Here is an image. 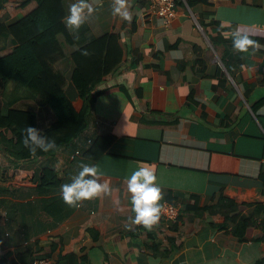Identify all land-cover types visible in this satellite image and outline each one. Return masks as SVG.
<instances>
[{
	"label": "crops",
	"instance_id": "obj_1",
	"mask_svg": "<svg viewBox=\"0 0 264 264\" xmlns=\"http://www.w3.org/2000/svg\"><path fill=\"white\" fill-rule=\"evenodd\" d=\"M208 1L191 7L187 0H178L177 16L164 26L158 16L149 14L150 0H128L131 21L112 14L114 0H88L94 11L86 21L93 33H120L125 65L131 61V50L143 59L106 77L86 129L55 156L17 160L2 154L0 256L13 258L18 246L38 242L44 253L54 257L59 252L75 253L86 256L89 264H259L264 241H252V235L261 233L259 227L241 239L216 227L224 221V212L200 216L186 207L211 204L222 191L239 203L264 204V101L256 112L252 109L264 98V84L248 97L241 89V82L264 75V66L259 72L264 62V0ZM72 2L65 0L66 12ZM38 5L39 0H0V21L19 22ZM201 19L235 25V30L252 34L259 43L257 51L245 52V63L235 77L227 73L228 81L216 88L214 73L218 65L223 66V46L214 47L210 37L218 29L203 27ZM64 26L68 33L75 30ZM161 42L162 48L158 47ZM178 51L182 58L174 55ZM199 54L205 62L203 69L195 64ZM191 93L195 101L189 103ZM202 104L226 124L219 125L218 118L214 124L203 121ZM74 106L81 110L84 101L77 99ZM143 117L156 122L143 121ZM99 135H112L113 140L91 161L84 153ZM76 150L80 154L72 159ZM83 164L96 166L102 173L96 178L107 182L110 191L68 204L61 185L70 183ZM45 165L58 170L62 183L38 191ZM142 165L156 175L154 183L163 193L160 205L180 206L176 220L166 219L160 211L151 227L156 234L129 219L135 213L128 178ZM168 237L179 247L162 259L148 246L154 239L168 245Z\"/></svg>",
	"mask_w": 264,
	"mask_h": 264
},
{
	"label": "trees",
	"instance_id": "obj_2",
	"mask_svg": "<svg viewBox=\"0 0 264 264\" xmlns=\"http://www.w3.org/2000/svg\"><path fill=\"white\" fill-rule=\"evenodd\" d=\"M187 2L191 7L198 3H210L208 0ZM65 15V0H39V5L19 22L8 24L0 21V52H4L0 54V171L2 154L17 160L52 157L63 146L70 144L86 129L88 116L97 97L103 92L99 89L100 85L107 76L118 73L125 65L126 52L120 42V33L96 36L87 21L79 29L68 33L63 22ZM200 23L205 28H217V34L211 35L210 39L215 48L223 46V66L218 65L214 73L218 76V82L213 84L216 88L228 81L227 73L235 77L245 63V52L233 48L232 34L225 35L226 32L235 31V25H224L215 19L210 22L201 19ZM249 35L256 41L252 34ZM11 44L13 46L7 52ZM128 53L131 61L125 65L126 68L134 67L143 59L137 50ZM197 56L195 64L203 69L205 62L200 54ZM186 65L182 64L180 68L184 69ZM263 66L264 62H261L260 73ZM193 68L199 70L196 66ZM263 84L264 75L252 82L243 81L242 93L248 97L253 89ZM120 88L129 96L124 85H120ZM77 99L84 101L81 110L74 106ZM188 101H195L193 93ZM263 101L264 98L255 102L252 109L256 112ZM200 107V117L206 123L214 124L218 118L219 125L226 124V120L217 116V113H208L203 104ZM142 120L156 122L144 117ZM28 125L54 138L56 147L47 152L38 149L35 154L31 153L23 143V130ZM112 140V135H99L84 155L91 161L98 159ZM262 178L264 180V173ZM61 183L58 170L45 165L39 174L37 190L55 189ZM261 193L264 195V185ZM186 207L200 216L206 212H224V221L216 227L226 229L241 239L243 235H252L253 230L259 227L261 233L252 235V241H264V204L260 201L239 203L222 191L211 204H188ZM150 231L156 234L152 228ZM37 243L18 246L13 258L7 254L1 255L0 264H33L35 253L41 250ZM148 247L155 255L166 259L179 246L173 237H168V245H162L154 239ZM46 255L54 258L55 264H89L86 256L80 258L75 253L59 252L56 257L51 253ZM258 263L264 264V257Z\"/></svg>",
	"mask_w": 264,
	"mask_h": 264
},
{
	"label": "clouds",
	"instance_id": "obj_3",
	"mask_svg": "<svg viewBox=\"0 0 264 264\" xmlns=\"http://www.w3.org/2000/svg\"><path fill=\"white\" fill-rule=\"evenodd\" d=\"M93 11L94 8L88 0H73L63 18L64 23L70 30L79 29ZM111 11L113 15H119L128 21L132 19L128 0H114ZM232 46L240 52L249 50L255 52L259 48V43L252 39L247 32L237 29L232 33ZM158 47H163L162 42ZM174 55L177 58H182V52L178 51ZM23 131L25 133L23 143L33 154L38 149L47 152L56 147L55 139L43 135L42 130L35 126L28 125ZM101 174L96 166L83 164L70 183L61 185L64 201L68 204H75L81 199L110 191L107 182H99L96 178ZM156 179L153 169L143 165L134 169L128 178V191L131 193L130 199L135 213L129 219L133 224H143L145 227L151 228L158 221L161 208L159 201L162 199L163 193L161 187L154 183Z\"/></svg>",
	"mask_w": 264,
	"mask_h": 264
},
{
	"label": "built area",
	"instance_id": "obj_4",
	"mask_svg": "<svg viewBox=\"0 0 264 264\" xmlns=\"http://www.w3.org/2000/svg\"><path fill=\"white\" fill-rule=\"evenodd\" d=\"M177 6L178 0H150L148 12L150 15L158 16L164 26H169L177 16ZM79 154L80 151L76 150L71 156L72 159ZM160 211L166 219L176 220L180 215V206L176 203L165 202ZM33 264H55V260L40 250L35 253Z\"/></svg>",
	"mask_w": 264,
	"mask_h": 264
},
{
	"label": "rangeland",
	"instance_id": "obj_5",
	"mask_svg": "<svg viewBox=\"0 0 264 264\" xmlns=\"http://www.w3.org/2000/svg\"><path fill=\"white\" fill-rule=\"evenodd\" d=\"M10 49H11V48H9V49L7 50V52L10 51ZM3 53H4V52H2V54H3ZM12 86H13V85H11V88H12Z\"/></svg>",
	"mask_w": 264,
	"mask_h": 264
}]
</instances>
